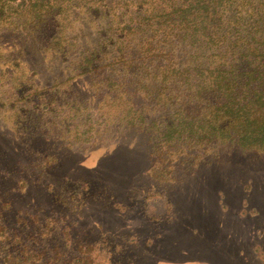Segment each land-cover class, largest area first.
<instances>
[{
	"label": "trees",
	"instance_id": "trees-1",
	"mask_svg": "<svg viewBox=\"0 0 264 264\" xmlns=\"http://www.w3.org/2000/svg\"><path fill=\"white\" fill-rule=\"evenodd\" d=\"M0 122L31 157L143 134L160 184L225 148L264 156V0H0ZM41 158L9 171L20 189ZM1 215L0 264H50Z\"/></svg>",
	"mask_w": 264,
	"mask_h": 264
},
{
	"label": "rangeland",
	"instance_id": "rangeland-1",
	"mask_svg": "<svg viewBox=\"0 0 264 264\" xmlns=\"http://www.w3.org/2000/svg\"><path fill=\"white\" fill-rule=\"evenodd\" d=\"M50 147L23 155L0 122L1 221L50 264H264L262 154L225 148L220 164L160 184L143 134L114 128L93 146ZM43 153L58 162L20 189L9 171Z\"/></svg>",
	"mask_w": 264,
	"mask_h": 264
}]
</instances>
